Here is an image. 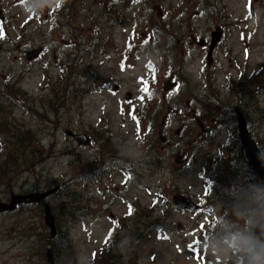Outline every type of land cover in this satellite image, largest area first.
I'll use <instances>...</instances> for the list:
<instances>
[{
  "label": "rangeland",
  "instance_id": "rangeland-1",
  "mask_svg": "<svg viewBox=\"0 0 264 264\" xmlns=\"http://www.w3.org/2000/svg\"><path fill=\"white\" fill-rule=\"evenodd\" d=\"M34 2L29 14V0H0V202L57 191L0 212V264H51L48 247L55 264L69 252V264H106L112 241L111 264H206L211 213L248 182L237 109L264 149V0ZM44 203L63 234L51 236Z\"/></svg>",
  "mask_w": 264,
  "mask_h": 264
},
{
  "label": "clouds",
  "instance_id": "clouds-1",
  "mask_svg": "<svg viewBox=\"0 0 264 264\" xmlns=\"http://www.w3.org/2000/svg\"><path fill=\"white\" fill-rule=\"evenodd\" d=\"M63 0H44L43 7H59ZM40 6L29 0L31 14ZM225 195L226 205L216 206L201 251L220 264H264V181L238 180Z\"/></svg>",
  "mask_w": 264,
  "mask_h": 264
},
{
  "label": "water",
  "instance_id": "water-1",
  "mask_svg": "<svg viewBox=\"0 0 264 264\" xmlns=\"http://www.w3.org/2000/svg\"><path fill=\"white\" fill-rule=\"evenodd\" d=\"M0 18H3L1 12H0ZM221 36H222V31L220 30L218 32L213 33V40L209 51V56L212 54L213 49L217 45ZM209 60L211 61L210 57ZM115 89H118V86L115 87ZM237 111L239 116L238 122L240 128V139L243 147V156L246 160V163L252 169L253 173L257 177L258 181H264V149L250 132L248 123L246 122L242 112L239 109H237ZM67 132L68 134L74 136L79 143L86 144L89 142V137L87 134L75 133L72 130H68ZM56 191H57L56 188H52L44 192H29L24 194H14L9 203L0 202V212H7L13 210L17 206L23 203H28V202L40 203L43 200L45 201L47 197H49ZM174 201L188 209L197 210L199 208V205L194 203L193 200H191V198H187L182 194H176L174 196ZM44 207L46 212V223L51 228L52 237H55L57 228H56L55 216L53 210L49 203H44ZM47 256H48V261L51 264H55L53 250L51 247L48 250ZM214 262L215 260L211 256H209L207 257L205 263L214 264Z\"/></svg>",
  "mask_w": 264,
  "mask_h": 264
},
{
  "label": "trees",
  "instance_id": "trees-1",
  "mask_svg": "<svg viewBox=\"0 0 264 264\" xmlns=\"http://www.w3.org/2000/svg\"><path fill=\"white\" fill-rule=\"evenodd\" d=\"M88 76H90V74H88ZM207 98L205 99V102H209V103H211V104H213L212 103V101H210V99H211V97L210 96H206ZM215 106H216V104H215ZM250 106V105H249ZM249 106H245L244 108H243V110H244V112L243 113H246L247 115H250V116H252L253 115V119L254 118H256V114L257 115H260V116H262V113H261V111H260V109H259V107L258 106H255L254 107V111H253V108H251V107H249ZM219 112H222V111H219ZM225 113V112H224ZM223 112L222 113H220V115H219V117H221V116H223V114H224ZM209 114H213V112L211 111V109H209ZM255 120V119H254ZM250 124L253 126V124L254 123H252V122H250ZM18 141H19V143H18V145H19V148H20V150H21V152H22V155H26V150H27V147L29 146L28 144H33L34 143V134L33 133H29L28 131H26V132H22V133H20V136L18 137V139H17ZM258 142V141H257ZM259 143V142H258ZM264 143V142H263ZM264 145V144H263ZM238 153H239V159H240V161L241 162H243L242 163V165H243V169L244 170H246L247 171V173H248V175H247V178H248V182L247 183H256V182H258V180H257V178H256V176H255V174L253 173V171L251 170V168L248 166V164L246 163V161H245V159H244V157H242V155H240V152H239V150H238ZM13 157H14V155H13ZM12 157V158H13ZM18 159V157H15V158H13L12 159V163H15L14 165L15 166H18V164L16 165V160ZM123 163H125L126 164V162H123ZM127 172L128 173H131V174H133V171H132V169L131 168H129L128 170H127ZM88 174H84L83 175V178H85L86 176H87ZM208 183V182H207ZM208 189L210 190V191H212L213 190V183H212V181H209V184H208ZM75 203V202H74ZM70 205V204H69ZM65 206V205H64ZM66 207V206H65ZM70 207V206H69ZM74 207L77 209V207H78V211L80 212V213H82V211H84V210H87V207H85L84 205H77V204H74ZM75 208H73V207H71L70 209H68L69 211H70V213H74L75 211H76V209ZM53 210V209H52ZM54 213V212H53ZM55 214V213H54ZM72 215V214H71ZM65 224H66V222L64 221V222H62V221H58L57 223H56V228H57V234L55 235V236H58V235H60V234H63V229H64V227H65ZM51 236H52V233H51ZM64 239L62 240V238H57V240L59 241L58 242V244L57 245H54V247L57 249V250H63V251H65V252H67V249L68 248H71V243H70V240L68 239V237L66 236V238L65 237H63ZM115 249H118V245L115 243L114 245H113V241H112V244H108L107 245V247H106V249L103 251V254H102V260H101V263H103V262H106V264H111V262H112V259L114 258V250ZM97 253V252H96ZM74 254V253H73ZM73 254H72V252H69V255L68 256H66V258L69 260L68 261V263H65V264H69V262H72L73 260H72V258H73ZM96 262V264H100V262L99 261H95Z\"/></svg>",
  "mask_w": 264,
  "mask_h": 264
},
{
  "label": "snow or ice",
  "instance_id": "snow-or-ice-1",
  "mask_svg": "<svg viewBox=\"0 0 264 264\" xmlns=\"http://www.w3.org/2000/svg\"><path fill=\"white\" fill-rule=\"evenodd\" d=\"M2 33H3V28L2 25H0V37H2ZM145 91H147V88L145 89Z\"/></svg>",
  "mask_w": 264,
  "mask_h": 264
},
{
  "label": "bare ground",
  "instance_id": "bare-ground-1",
  "mask_svg": "<svg viewBox=\"0 0 264 264\" xmlns=\"http://www.w3.org/2000/svg\"><path fill=\"white\" fill-rule=\"evenodd\" d=\"M248 127H249V125H248ZM250 129V128H249ZM45 208V207H44ZM48 250H49V247H48ZM48 253V252H47Z\"/></svg>",
  "mask_w": 264,
  "mask_h": 264
}]
</instances>
